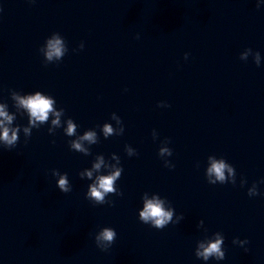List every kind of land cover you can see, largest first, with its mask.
I'll return each mask as SVG.
<instances>
[{
	"label": "water",
	"instance_id": "1",
	"mask_svg": "<svg viewBox=\"0 0 264 264\" xmlns=\"http://www.w3.org/2000/svg\"><path fill=\"white\" fill-rule=\"evenodd\" d=\"M56 32L68 52L46 63L40 49ZM249 47L259 67L240 59ZM12 90L51 95L65 114L52 134L50 115L30 137L21 127L14 148L0 142V264H264V183L248 195L264 179V0H0V103L10 128L27 126ZM113 112L124 133L105 138L104 123L120 127ZM69 117L78 135L96 131L97 143L83 145L90 155L70 148ZM209 157L233 165L235 185L208 182ZM117 158L123 195L88 199ZM53 169L68 174L70 192ZM157 195L173 212L163 229L139 218ZM103 227L117 232L106 251L95 240ZM215 232L225 259L197 258Z\"/></svg>",
	"mask_w": 264,
	"mask_h": 264
},
{
	"label": "clouds",
	"instance_id": "2",
	"mask_svg": "<svg viewBox=\"0 0 264 264\" xmlns=\"http://www.w3.org/2000/svg\"><path fill=\"white\" fill-rule=\"evenodd\" d=\"M257 7H259V4ZM79 47L80 49L84 48L83 42H81ZM40 51L43 53L46 63H51L54 60H62L64 55L68 52V47L66 46L65 39L61 36V34L56 32L53 33L50 38H47L46 45L42 46ZM188 55V53H185V59H187ZM250 55L253 56L255 64L259 67L262 61L261 54L259 51L254 52L250 47L240 54V59L247 61ZM11 97L14 101L16 110L20 111L23 109V112L28 114L29 123L27 126L18 125V127L10 128L9 125L12 124L14 116L9 114L4 103H0V142H2L8 149H12L17 145L19 140L18 132L21 127L23 128L25 136L30 137L32 135L31 129L39 128L40 125L47 123L50 115L54 117V119L51 120V127L48 129L50 134L54 133L57 128L62 126L60 117L65 114V109L60 108L59 111L56 110L54 107L56 100L53 96L43 94L42 91H36L34 94L29 93L27 95H21L19 91L12 90ZM159 106H166V103L161 101L159 102ZM112 119H115L117 125L120 126L119 130H115L110 123H104L102 132L105 138L112 135H122L124 133V125L121 117L117 118L115 112H113ZM73 121L74 120L69 117L65 121L67 127L64 128V132L67 136L75 137V139L69 141L70 148L84 153L85 155H90L91 151L83 145L85 141L89 144L97 143L96 131L88 130L85 131L83 135H78L77 123H74ZM152 134L154 139L157 138L155 129H153ZM25 142H27V140ZM168 142L169 138H165L163 143L168 144ZM126 152L129 156L138 155L136 149L133 150L130 145H126ZM159 155L161 157H164L165 155L171 156L172 149L168 147H160ZM114 158L116 157L114 156ZM209 159H211V164L207 167L206 172L208 182L210 184H216L217 182L224 184L231 181V183L235 185L236 179L233 165L226 163V159L224 158L217 160L213 157H209ZM104 163V158L99 157L92 167L94 170H99ZM117 164H119L120 167L108 166L110 170L107 175H99L96 177L95 181L86 193L88 199L96 201L97 204L114 203L105 201V195L108 193L123 195L122 191H119L116 187H114V183L121 177L123 172V167L120 164V158H117ZM165 166L170 168L175 167L174 164L169 163L168 161H165ZM52 174L59 177L57 185L62 192L68 193L72 190V186L68 182L67 173H65V175H61L58 169H53ZM92 176L93 171H87V177L91 179ZM80 177L84 178L83 172H80ZM246 183L247 180L245 179V182L241 183V186ZM257 183H264V179L259 182H254L248 189V195L250 197L260 194ZM139 218L145 224H150L152 227L157 229H163L170 222H173V212L165 209L164 201L158 195L154 196L152 199H147L145 197L144 206L142 210L139 211ZM180 218H183V214H181ZM202 222L203 221H201V223ZM116 237L117 232L113 227H103L96 234L95 240L97 246L106 251L114 243ZM224 240L225 237L224 235H221V232H215L211 237H205L204 239L199 240L198 246L195 250V255L197 258H202L204 261H208L210 258H215L218 261L225 259V249L222 247V245H224ZM233 243H238L243 246L248 243V240H240L239 237H236L233 239Z\"/></svg>",
	"mask_w": 264,
	"mask_h": 264
}]
</instances>
